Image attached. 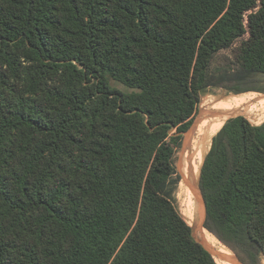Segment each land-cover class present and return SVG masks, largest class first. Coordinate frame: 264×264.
<instances>
[{
    "label": "trees",
    "instance_id": "1",
    "mask_svg": "<svg viewBox=\"0 0 264 264\" xmlns=\"http://www.w3.org/2000/svg\"><path fill=\"white\" fill-rule=\"evenodd\" d=\"M262 78L264 0H0V264H218L176 153L203 95L261 100L240 94ZM199 190L205 229L261 264L264 123L217 122Z\"/></svg>",
    "mask_w": 264,
    "mask_h": 264
},
{
    "label": "rangeland",
    "instance_id": "2",
    "mask_svg": "<svg viewBox=\"0 0 264 264\" xmlns=\"http://www.w3.org/2000/svg\"><path fill=\"white\" fill-rule=\"evenodd\" d=\"M229 52H225L221 54V60L226 58V55H228ZM112 86L115 88H118L122 90L123 92H131L129 89L118 85L117 83H112ZM257 87L260 88L261 91H251L247 93H243L240 95H245V94H250V93H259L261 96H264V78H262L261 83L257 85ZM238 95H234L231 93L229 90L226 88H212L209 90V92L206 93V95H203L201 98L200 105L198 107V111L195 115L193 124L191 128L183 135V139L181 142L180 148L177 150L176 153V160H175V165H176V170L179 174L180 177V182L177 185V188L174 193V203L179 211V213L182 215V217L185 219V221L193 228V234L196 240L201 241L203 239L206 244L210 247H214L215 249H218L216 245L219 243L227 252L228 255L231 253L229 250L222 245L218 239L214 235H212L208 230L204 228L206 232L209 233L206 234L205 232L201 233V231L198 230V224H199V219L201 216V209L200 205H198V210L195 212L194 211V206L192 207V212L188 209V203L191 205L189 202V195L191 191V185H196V187L199 188V181H200V174H201V168L204 162V159L206 155L209 153L211 144H212V135H213V130L215 125L219 120L226 119L230 116L237 117V116H243L245 117L252 125L254 126H259L264 123V115H261L264 113V108H248L246 103H264V98L261 100L257 101H251V102H242ZM229 98V99H228ZM221 99H228L225 100L224 102L220 103L219 106L214 107V105L208 107L209 103H215ZM232 102L236 103L237 106L243 107L244 110L242 109H230L229 107H225L224 104L230 105ZM239 107V108H240ZM210 108V109H208ZM248 111H252L253 114L248 113ZM216 111L224 112L225 116L222 117H217V118H212L210 115ZM206 121V132H205V137H210V142L207 143L205 149V141L201 143L200 146V155L202 156L201 159L196 158V143L197 139L200 136L201 129H202V123L200 125H197L196 122H198L200 119H204ZM208 121V123H207ZM195 124V125H194ZM207 124H209V129ZM200 128V129H199ZM195 156V157H194ZM194 162V164L192 163ZM197 167V171L195 176L193 177V174L195 173V169ZM188 211L191 213V216L188 217ZM195 221V223L193 222ZM221 253H223L220 249H218ZM261 259V264H264V257H260ZM218 264H223L222 261L216 260ZM230 264V263H229Z\"/></svg>",
    "mask_w": 264,
    "mask_h": 264
},
{
    "label": "water",
    "instance_id": "3",
    "mask_svg": "<svg viewBox=\"0 0 264 264\" xmlns=\"http://www.w3.org/2000/svg\"><path fill=\"white\" fill-rule=\"evenodd\" d=\"M210 116L212 118H217V117L225 116V113L216 111L212 113ZM203 121H205V119H200L198 122H196V124L200 125ZM199 193H200V196L198 197V203L201 209V216H200V219H199L200 221L197 227H198V230L200 231L205 228V222L207 219V207H206V203H205L201 190H199ZM198 242L212 255V257L215 260H219V261L230 263V264H245L238 256H236L233 253H231L230 255L221 253L219 250L215 249L214 247L208 246L203 239H201V241H198Z\"/></svg>",
    "mask_w": 264,
    "mask_h": 264
},
{
    "label": "bare ground",
    "instance_id": "4",
    "mask_svg": "<svg viewBox=\"0 0 264 264\" xmlns=\"http://www.w3.org/2000/svg\"><path fill=\"white\" fill-rule=\"evenodd\" d=\"M229 99V98H228ZM228 99H221V100H219V101H217V102H215V103H209L208 105V107H210V106H212V105H214V107H217V106H219L220 105V103H222V102H224L225 100H227L228 101ZM225 103V102H224ZM224 106L225 107H229L230 109H233V111L235 110V109H242V110H244L243 109V107H238L237 106V104L236 103H234V102H232L230 105H226V104H224ZM208 109H210V108H208ZM247 112L248 113H251V114H253V112L252 111H248L247 110ZM261 115H264V113H262ZM205 119V118H204ZM207 123H208V121H207ZM207 126H208V129L210 128L209 127V124H207ZM200 129V128H199ZM205 132H206V121L204 122V123H202V129H201V133H200V136H199V138L197 139V141H195V143H196V158L198 159V156H199V159H201L202 158V156L200 155V146H201V143L203 142V141H205L206 140V137H205ZM195 157V156H194ZM193 164H194V162H192ZM196 171H197V167H196V169H195V173L193 174V177L195 176V174H196ZM194 187H195V189L193 190V192L189 195L190 197L191 196H193L194 195V201H193V205H192V207L193 206H195V204H196V200H197V195H198V191H199V188L198 187H196V185H194ZM189 197V198H190ZM192 207H191V205L188 203V209L192 212ZM189 216H191V213H189V211H188V217ZM194 223H195V221H193ZM201 231V230H200ZM203 232H205L206 234H208L209 235V233L208 232H206L204 229H202V231H201V233H203ZM217 247V246H216ZM218 248V247H217ZM219 249V248H218ZM217 249V250H218ZM223 264H229V263H226V262H223Z\"/></svg>",
    "mask_w": 264,
    "mask_h": 264
}]
</instances>
